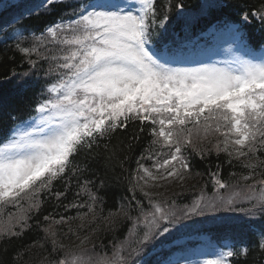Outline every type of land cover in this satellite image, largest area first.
I'll list each match as a JSON object with an SVG mask.
<instances>
[{
    "label": "snow or ice",
    "instance_id": "snow-or-ice-1",
    "mask_svg": "<svg viewBox=\"0 0 264 264\" xmlns=\"http://www.w3.org/2000/svg\"><path fill=\"white\" fill-rule=\"evenodd\" d=\"M56 2L63 0H45L46 4ZM136 5L138 9L133 12ZM166 7L170 9L171 5ZM176 7L182 9L183 5ZM250 15L264 22V5ZM242 19L248 22L249 14ZM167 20L166 12L161 18L157 0H88L74 12L71 24L47 29L49 36L67 48H61L65 53L61 57H53L58 62L49 68L48 75L57 79L41 92L35 108L37 116L32 117L36 126L17 129L0 146V204L28 197L30 208L38 210L39 204L31 199L36 192L51 191L54 180L66 173L75 174L74 159L80 152L99 147L101 138L134 121L140 122L141 132L147 127L152 145L167 149L157 150L162 159L154 165L156 174L145 169L153 181L188 177L190 163L185 150L191 149L202 157L206 151L201 147L202 141L212 132L224 138L214 145L217 152H226L230 157L235 153L237 159L243 156L251 160L255 156L257 144L264 146V58L241 46V55L223 67H172L186 59L182 48L169 52L167 45L163 49L149 46L156 29H165ZM36 39L42 44L47 37ZM17 48L26 56L38 54L35 47L21 48L18 44ZM29 62L35 66V61ZM230 144L238 147L230 150ZM244 167L253 172L243 179H254V183L246 186L248 193L243 198L253 203L251 208L241 210L255 215L256 209L264 212V171L255 173L257 167L264 168V161L259 165L246 163ZM215 184L219 189L229 187L219 178ZM53 195L59 199L65 193ZM238 197L240 193L201 196L181 212L153 203V211L144 214L145 230L136 244L160 239L163 246L183 221L218 208L234 211ZM89 198L95 200L90 193ZM19 220L25 217L20 216ZM5 234L18 233L12 231V226H0V235ZM49 235L54 238L56 233ZM258 247L264 250V234ZM123 251L122 245L112 257L99 258L95 264H127ZM139 252L140 247L131 248V253ZM240 254V250L227 251L205 264H232L226 257ZM72 255L69 252L56 264H90L81 257L69 259ZM166 264L181 261L170 260Z\"/></svg>",
    "mask_w": 264,
    "mask_h": 264
},
{
    "label": "trees",
    "instance_id": "trees-1",
    "mask_svg": "<svg viewBox=\"0 0 264 264\" xmlns=\"http://www.w3.org/2000/svg\"><path fill=\"white\" fill-rule=\"evenodd\" d=\"M3 2L6 4L0 10V146L19 125L36 114L41 92L57 79L48 75L49 68L58 62L53 57L64 55L61 48L67 46L58 44L47 29L56 24H71L74 12L88 0L50 4L44 0H0V5ZM169 4L170 9L166 7ZM178 4L183 8H177ZM262 5L264 0H157L161 18L166 12L168 20L165 29H156L151 44L157 49L167 45L172 51L185 42L203 38L214 27L227 24L235 26L240 38L259 51L264 48V22L250 13ZM245 14H249L248 22L242 19ZM37 37L47 39L41 44ZM18 44L21 48L35 47L38 54L26 56L18 50ZM30 60L35 61V66ZM140 127L139 121L130 122L126 128L101 138L99 147L80 152L74 159L75 174L66 173L53 181L51 191L40 189L31 198L39 204L38 210L30 208L28 197L0 204V226H12V231L18 233L0 235V264H56L69 252L73 254L69 259L81 257L95 264L99 258L112 257L122 245L127 264H166L173 256L197 246L200 235L208 236L216 246L240 250V255L231 257L232 264H264V250L258 247L264 234V212L256 209L252 215L242 211L253 203L244 196L237 198L234 211L218 208L183 221L163 246L160 239L136 244L145 230L144 214L153 211V203L181 212L201 196L244 193L248 191L246 186L254 183V179H243L253 172L244 165L264 161V146L259 144L251 160L243 156L237 159L235 153L230 157L226 152H217L214 145L224 138L212 132L202 141L201 147L206 149L202 157L191 149L185 150L190 163L188 177L153 181L145 169L156 174L154 165L162 159L157 150L167 149L152 145L147 127L143 132ZM260 138L258 135L257 139ZM233 147L238 146L229 145L230 150ZM261 171L264 168L257 167L255 173ZM216 178L229 187L219 189ZM54 192L65 195L57 199ZM89 193L95 200L89 198ZM20 216L25 220H19ZM50 232L56 233L54 238ZM135 247H140L138 255L131 253Z\"/></svg>",
    "mask_w": 264,
    "mask_h": 264
},
{
    "label": "rangeland",
    "instance_id": "rangeland-1",
    "mask_svg": "<svg viewBox=\"0 0 264 264\" xmlns=\"http://www.w3.org/2000/svg\"><path fill=\"white\" fill-rule=\"evenodd\" d=\"M13 1L14 0H8V2ZM129 2H132V0H129ZM5 4L6 2H3L2 5H0V10L5 6ZM137 9L138 5L133 7V12H136ZM68 24L70 23H66L65 26ZM232 29H235L232 25H227V27H214L208 34L204 35V38H196L181 44L178 47L182 48L187 54L186 59L179 63H173L171 66L199 68L205 65H215L217 67H223L226 63L232 61L236 56L241 55V52L239 51L241 46L246 47L258 58H264V48L260 51L252 49L249 47L247 42L243 41L237 32L232 31ZM176 48L177 47L173 48V50ZM166 50L169 51V48ZM35 116H37V113ZM30 126L35 127L36 121L31 119L23 125H20L14 130L13 135L17 129L27 130ZM7 142L8 141L5 143ZM246 190H248V188ZM247 193L248 191L240 193V196H246ZM209 240V238L200 236V242L196 247L192 248L191 251L185 254L177 255L174 260H180L181 264H205V262L217 260L221 257V254L231 251V249L214 246ZM226 259L229 260L227 257Z\"/></svg>",
    "mask_w": 264,
    "mask_h": 264
}]
</instances>
